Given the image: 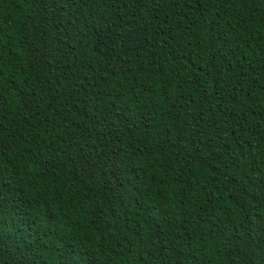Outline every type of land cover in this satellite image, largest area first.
Here are the masks:
<instances>
[{
  "label": "trees",
  "instance_id": "1",
  "mask_svg": "<svg viewBox=\"0 0 264 264\" xmlns=\"http://www.w3.org/2000/svg\"><path fill=\"white\" fill-rule=\"evenodd\" d=\"M0 264H264V0H0Z\"/></svg>",
  "mask_w": 264,
  "mask_h": 264
}]
</instances>
